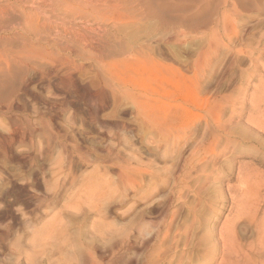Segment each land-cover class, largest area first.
Segmentation results:
<instances>
[{"label": "rangeland", "instance_id": "obj_1", "mask_svg": "<svg viewBox=\"0 0 264 264\" xmlns=\"http://www.w3.org/2000/svg\"><path fill=\"white\" fill-rule=\"evenodd\" d=\"M6 1L8 0H0V4H1L0 9L3 8L5 9V11L9 13V14L6 12L3 14L0 13L1 14L0 28L1 25H3L4 27L0 29V61L2 66V67L0 66V70H1L0 86L3 85V90H4V92L2 91L0 93V104L2 103V105L0 106L1 108L0 133H2L0 134V141L2 140V136H6V137L10 136L9 134L13 125L20 123L19 125L20 126L22 125L23 127L25 126L24 123H26L27 119L28 120L30 119L29 123L32 127H36L34 128V131L36 133L33 132L32 129L31 130L27 129L28 131L27 135H29L30 138L27 136L26 140L23 141V142L26 141L25 143L22 144L21 140L20 141L17 140L14 142L12 141L10 143L12 147L9 145L11 147L10 152L12 154L9 151H8L9 153L6 152L4 150L5 147L2 144H0L2 146V147L0 146V148H2L0 149L1 152L0 153V209H1L0 210V235H1L0 264H82L80 262H83V264H112V263L113 264H166V263L168 264L169 263L171 264H264V150H263L264 142H262L264 140V126H262L264 125V0H252L251 4L246 3L245 5H248L249 9L243 8L235 0H226V1L209 0L206 6H198L196 3H194L191 0H167L166 3L168 5H171L172 7L171 10L170 9L166 10L167 16L168 17L172 16L177 19H182L180 23L178 22H176L177 24L174 23V25H172V28H169V26L160 23V21H157L156 19H151V18H146V19L143 18L140 20H136L134 22H130V21L124 22L121 20H116L115 22L109 21L110 23L109 24L108 22L107 23L101 22L98 17L96 19L94 16H90V18H86V19H78L77 17H72V18L70 17V19L72 20L68 21L67 24L68 23L71 24L68 25L66 24L64 27L62 26L64 30L61 29L62 28L61 26H59L60 28L45 27L44 29L42 28L39 30L40 31L39 35L27 34L25 36L21 34H19L18 36V33L17 36H14L16 34L8 33L7 31H5V29L9 25H11V23L14 22L16 16L18 17V18L16 17V20L19 19L20 16H22L20 10L24 8H25L24 10H26L28 5H30L28 4L29 2L25 4H21V3H16V1L14 0H9L11 3ZM132 1H134V3ZM156 1L159 2L160 0H156ZM12 2L16 3V4L13 3L17 6L16 10H15L16 7L15 5H10L12 4ZM121 2L122 3L124 2L125 4L128 3L133 6L136 0H123ZM22 5L23 6L27 5V6L22 7ZM132 6L130 5L127 6L126 4L127 7L126 9L132 11L137 8V7L131 8ZM11 8L13 13L10 12ZM29 8L30 6L27 8V10ZM211 10H212V14H211L212 23H210L211 25L203 26L201 27L202 29H200V27L197 28L196 31L198 33L195 31L196 34L187 32L185 26L189 24L190 16L196 14L197 16H199L198 18L203 19V17L208 15L209 12L211 13ZM136 12H138V10ZM89 20L91 21L89 22ZM93 20H95L96 24L94 23ZM72 21L74 24H72ZM50 24H49L50 26L55 25L54 22ZM69 26L71 29L69 28ZM85 26L86 28H84ZM116 26L117 27L120 26L119 27L120 30H118L119 28L115 29ZM93 27L96 28L97 32H95L96 30ZM101 27H106V30H102ZM50 28L52 31L50 30ZM82 29L86 31H83ZM89 29L91 30L93 29L94 31L92 30L91 32V30ZM180 30L186 31L185 32L186 34L182 35V33H180L181 35L179 36V38L181 39L175 42H173L172 39L170 40V37L175 35V33L179 32ZM82 31L84 32V34ZM113 31H114V35L112 33ZM119 31L121 32V34ZM48 32L51 33L49 34ZM68 32L70 33V35ZM98 32H100L101 34H99ZM102 32H104L105 34ZM92 33L94 34L97 33V34H95L94 36V34ZM20 35L23 36L24 38V39L22 38L23 41ZM44 36L45 37L47 36L48 38L46 37L47 38L46 39ZM85 36H87L88 38ZM82 37H84L87 40V43L84 42ZM30 38L32 39L29 40ZM53 38L55 39L53 40ZM60 38H64L66 41H64V39L60 40ZM80 38L82 39L80 40ZM95 38H97V40H95ZM106 38L107 40L109 39L110 40L106 41ZM114 38H118V39L116 40ZM26 39H28L29 42L26 41ZM43 39L45 42L43 41ZM58 41L60 42L58 43ZM100 41L104 44H102ZM20 43H23L22 46L20 45ZM24 43L27 44V46ZM74 43H80V46L79 44L74 45ZM105 43L110 44L108 45L109 50L107 48V45H105ZM113 43L115 46L113 45ZM50 44L52 45L50 46ZM92 45L93 46L96 45L95 48L98 50H96ZM103 45L106 46V49L105 46L103 47ZM23 46L25 48H23ZM29 46L31 48H28ZM61 46L62 49L60 48ZM88 46L90 47V49L91 48L93 50L95 49L94 50L95 52L93 53V50L92 49L90 50ZM110 46L111 47L113 46L111 49L112 51L110 50ZM58 47L60 48V50ZM70 47L71 49L69 51L68 49ZM100 47L104 48V49L101 48L102 51L104 50L103 52L102 51L100 52L99 50ZM137 48L138 50L134 51ZM21 49H23V51L26 52L25 54L27 55V57H29L28 59H31L33 57L34 62L32 59V62L30 63ZM31 49H35V50L30 51ZM42 49L45 50V51L43 50V54L41 53ZM29 51L31 55L34 54L35 56L34 55L29 56L28 54L30 53H27ZM18 52H20L22 55L20 58L21 61L18 60L19 59L18 54H20ZM109 52L110 55L108 54ZM134 52H139L138 53L139 55L135 56ZM11 53L13 55H11ZM14 53L15 54L18 53V54L15 55ZM96 53L100 57V59L96 55ZM54 54L55 55L57 54V57ZM132 54L135 56V58L138 56H142V57L141 59L138 60V62H132V60H130V58L134 57ZM104 55H108V56H104ZM37 56H38V61L35 62L37 60L36 59ZM39 56L41 59L39 58ZM65 56H67V58ZM87 56L90 57V59ZM112 56L113 58H111ZM13 57H15L14 58L15 61L18 60V62L17 61L13 62L14 61V59H12ZM60 57L63 63L59 65H55L54 68H52L51 67L52 64H54L57 61V59ZM83 57L85 59H82ZM51 58L52 59L55 58V59L52 60ZM8 59L10 60V62ZM67 59H69V61H67ZM108 59L109 60L111 59L112 61L113 59L116 60L115 61L116 64L113 66L114 69L113 67L111 68V71H113L111 72L112 76L105 73L106 72L105 67L103 66L100 67L103 64L101 60L107 61ZM128 59L130 60V62H124L125 60ZM4 60L6 61L2 63ZM119 60L121 61V63H119L120 62ZM71 61L73 62V64H70V66L67 65V62L72 63ZM75 61H77V63L74 64ZM79 61L81 62L78 63ZM19 62L26 69L23 66H21ZM9 63H12L10 64L12 66L14 63H17L15 64L17 67L16 71H18L19 69L20 70L18 72H16L15 70L10 71L11 73L9 72L8 74L7 70L9 71V69L7 68L12 67L9 65ZM47 63L48 65H46ZM40 64L43 67L46 65L47 68L44 67L43 69H41V66H39ZM76 64H78V66L80 65L81 67L80 66L78 67ZM18 66L20 68H18ZM31 66L34 68L35 71ZM56 66H58V68ZM60 67L63 70H61ZM72 67L74 71H72L73 70ZM76 68H78V70ZM101 68H103V71ZM70 69L71 71L67 73V71ZM98 69H100L101 72H99ZM24 71L26 72L24 73ZM47 72L49 74H46ZM102 72H104V74ZM33 73H37V74L33 75ZM42 73L44 74L41 75ZM101 73L102 75L106 74L104 76L105 79H103V76L101 77ZM10 74L12 77H10ZM24 74H26L27 77ZM15 75L16 76L18 75V78ZM44 75L45 78L43 77ZM50 75L52 77H50ZM61 76L63 78L65 77L66 78L63 79ZM71 76L73 77L72 79L70 78ZM106 77L109 78L106 80ZM108 80L110 81V83ZM2 82L4 83L2 84ZM8 82L10 83L8 84ZM14 82H17L16 85ZM104 82L105 84L110 86L108 89L109 91L105 89L108 88V86L107 85L105 86ZM81 83L82 85L84 84V86H82ZM25 85H27L26 88L28 87L29 91L28 88L26 89L24 87ZM77 85L80 86L78 87ZM55 86L59 88V92L56 91V89H54ZM81 86L85 87L87 90L85 91L84 89L81 88ZM102 86H104L105 88L104 87L102 88ZM50 88L52 91H50ZM21 89L23 90L26 89V90L22 91ZM69 89L70 91H68ZM100 90L102 91L106 90L105 92L107 93L110 102L108 101V105H107L109 107L106 106L105 108H103V110H101V112L99 113V116L101 118L104 117V119L107 120L108 119L114 120L116 118L115 121H120V122L125 121L128 124L130 123L131 126L133 127L135 126L139 129L134 130L132 132L118 130L116 134V140L111 138L113 137L112 135L113 131L108 132L106 137L102 136L101 134H98L99 127L96 122H92V120L90 121L88 115L86 114L87 108L84 105V102L85 100L88 101L90 98L93 97L99 98L102 95L101 93L104 92V91L101 92ZM75 91L78 94H76ZM7 93L10 95H8ZM66 95L67 97H65ZM139 96L152 97L154 100H156L159 107H157L156 105L154 106L158 110V111L156 110V115H155L158 118V121L166 122L168 121V119H170V121H172L170 126H173V129L182 128L183 129L182 131L185 132L179 131L178 135L181 136L182 134H184L185 136L182 135V137H176L175 140L173 141L172 139L175 136L170 137L169 138L170 144L168 143L166 144L164 140L162 141V138L158 137L155 130L153 131L146 128V124L145 125L143 124L145 122H143V120L140 119L135 114L133 104L131 103L132 97L139 98ZM54 98L58 102L63 101L64 105L63 104L59 105V109L57 110L55 109L53 111V109L51 110L48 109V105L46 103L52 101ZM62 98H64L65 100ZM55 99L53 101H56ZM69 100L72 101L74 106L79 104L76 106L77 109L74 110L72 106L70 107V104L67 103V101ZM4 101L11 103L6 104ZM79 101L81 104L79 103ZM7 106L10 108H7ZM66 107L67 108L69 107L70 109L69 108L67 109ZM16 108L19 109L16 110ZM85 108L86 111H84ZM18 111L19 113H17ZM74 111L76 114L74 113ZM25 113L30 118L27 115L24 116ZM8 115L9 116L12 115V116L9 117ZM44 116L45 119H43ZM50 117L53 118L51 119ZM16 118L17 120L20 119V122L17 121ZM24 118L26 119L22 120ZM84 120H87L88 122ZM16 121L18 123H15ZM9 123L11 125H9ZM86 123H88V125ZM42 125L45 127L42 128ZM46 128L50 130L48 131ZM54 128L56 129L55 131ZM90 129L92 130V132ZM53 131L54 134H52ZM119 131L121 132L119 133ZM32 133L35 134V136L32 135ZM59 133L61 134V136ZM256 133L257 135L255 136ZM46 134L48 135V137ZM258 135H260L259 136L260 138H258ZM150 136H152V138ZM58 137H62V139ZM122 138H124L125 140H123ZM154 138L155 139L157 138L156 139L157 141L161 140L160 143L162 144L161 146L159 145L160 150L158 146L159 141L157 142ZM178 138H184L185 140L184 139L182 141L177 140ZM43 139L44 141L41 142V140ZM111 139H113L112 144H111L112 142ZM152 139H154L156 142L154 140L150 141ZM254 139L255 141H253ZM256 139H258L257 140L258 144L256 142ZM50 140L52 143L50 142ZM47 141L49 142V144H47ZM58 141H60V143L61 142L64 143V141L67 142V145L69 147L66 146V151H68L67 152L68 154L66 153V151L59 152L60 149L62 150L61 148L62 143L60 144ZM74 141L77 142L70 143ZM121 141H123L124 143L123 142L121 143ZM176 142L177 144H175ZM178 144L180 147H177ZM184 144H186L187 146ZM44 145L45 148H43ZM73 145H78L79 147L81 145L82 147H80V149L83 148L85 151H87L88 160L85 163L79 160L75 152H73V154H69L72 150L71 148ZM93 147L95 150L93 149ZM106 147L114 148L113 151L114 153L111 156L113 160L111 159V164L108 163L109 164L108 167L110 169H108V167L106 168V170L108 169V171L106 172L107 175L105 178L104 177L103 179L101 178L102 179L101 180L100 178L97 179V177H95V174L96 173L98 174V172H100L99 174H101V172L103 171L101 166L102 164L100 163L101 164L100 165L98 161H95L96 158L94 157L103 154L104 149ZM41 148L44 149L42 152L40 151ZM50 148H52L53 150L52 149L50 150ZM165 148L167 150L169 149L171 152L169 150L165 151L166 150ZM175 149L176 152L174 151ZM181 150L182 152L178 153V151ZM97 151H99L100 153ZM166 152L169 153L168 155L170 154L171 155L168 157ZM18 153H20V156H18ZM190 153L192 154L190 155ZM213 153H215V155ZM34 154H37L38 157L37 155ZM45 154L47 155V157L45 156ZM95 154L98 155L96 156ZM181 154H183V157ZM23 155L25 159L23 158ZM64 155H66V157H64ZM73 155L75 157H73ZM16 157H18V159ZM55 157L57 158L55 159ZM117 157H119L118 161H116ZM41 159H44V161ZM61 159H63L62 161L64 162H61ZM120 159L122 160V163ZM37 160L39 162V165L41 166L37 165L38 164ZM65 160H67L68 162ZM69 160H71V162H69ZM170 160L174 161V163L172 162L171 164ZM137 161H139L140 163L138 162L137 164L136 163ZM183 161L184 163H182ZM114 162L116 163L114 164ZM34 164L37 167H35ZM145 164H147V167L149 166L148 167L149 169L146 167ZM199 164L200 165L203 164V166H199ZM61 165L64 166L61 167ZM181 165L183 166V169ZM55 166L57 168L59 167L60 168L56 169ZM65 166L67 170L71 173H68V171H66ZM129 166L130 167L134 166V168H137L139 166L138 168L145 170L142 173H140L141 171L140 172L126 171V174L127 173H129V175L131 174L130 176L133 177V179H135L134 184L130 186V187L134 186V189L132 188L133 190L130 189L129 186L128 188L126 187V183L124 179L122 180V182L124 183H122L117 178V174L120 171L124 172L126 167L130 168ZM171 166L173 167L172 169ZM174 168L176 169L174 170ZM179 168L181 169L179 170ZM52 170L55 171L52 172ZM60 170L64 172V173L62 172L64 177L63 175H60L61 174ZM110 172L113 174V176ZM123 172L122 174L124 175ZM43 173L45 175H43ZM73 173H76V175ZM108 173H110V175ZM56 174H58L60 177L58 175H57L58 177H56ZM67 175H69L70 177ZM55 177L56 179H54ZM91 177L93 178L92 180ZM35 178H38V180L40 179L39 182L42 187V188L40 187L41 189L34 182ZM62 178L66 179L67 181L64 187L65 190L64 188H62V190H60L61 191L60 193L58 190H59V185L61 184L60 180L63 181ZM71 178L72 179L74 178L73 179L74 181ZM106 178L107 180H105ZM86 179L88 180V182H85L87 181ZM89 179L91 180V183H93L92 185ZM28 180L30 183H28ZM95 180H97L98 182L96 183ZM102 181L103 183H101ZM24 182H25V186L28 187L29 190L31 191L30 195L21 193L19 192V190H17L18 186H24ZM118 182H120L121 185L120 183L118 184ZM67 183L69 188L66 187ZM34 184H35V188H34ZM56 184L57 186H55ZM85 184L88 185L89 187L87 186L86 188ZM95 185L96 187H94ZM53 186L54 189H52ZM79 186L80 187L83 186L82 187L83 189L80 188ZM136 186L137 187L140 186L141 188L139 187L138 190V188L136 189ZM46 187H50V188L47 189ZM91 187L93 188V190L90 189ZM31 188L33 189L31 190ZM37 188L40 190L36 191L35 189ZM45 188L47 189V191L45 190ZM99 188L100 191L101 188L103 191L101 195H105V196L107 195L106 197L94 195L95 192H96L95 194L99 193L96 191L99 190ZM84 189L86 190L89 189V190L86 193V190L84 191ZM92 191L94 192L91 193ZM133 191L135 192L137 191V193L135 192L133 193ZM57 192H59L60 197L56 196L54 198L53 195ZM126 192L130 195L128 194L125 195ZM42 193L44 196L42 195ZM63 193L65 194L63 195ZM168 194L171 196H169ZM42 196L44 200L42 199ZM79 196L83 200L81 198H80L81 200H78ZM168 196L169 198L167 199ZM32 197L34 198L33 200L31 199ZM52 197L54 198V200ZM71 197H73L72 201H76L77 203L72 202ZM14 198L15 200H12ZM27 198L29 199L27 200ZM104 198L105 200L106 199L108 200L106 201L109 202V204L105 200L104 201L107 204L103 201ZM100 199L102 200L100 201ZM165 199L167 200L164 201ZM14 201L17 203H14ZM103 202L105 204H103ZM25 203L27 204L25 205ZM49 203H52L51 205L53 206H51ZM67 203H70L69 204L70 206L71 203H73L75 205L74 207L79 206L82 209L79 207L75 208L77 211H73L75 213L74 214L72 212V210H74V207H70V208L69 206L66 207L68 205ZM147 204H152L153 208ZM90 205L92 207V208L90 207L91 209H89L88 207ZM103 205L104 206L106 205L107 208L103 207ZM35 208L37 210H35ZM19 209H21V211ZM64 209H66L68 212ZM141 209L143 213L139 212ZM62 211H64L65 213L64 212L62 213ZM99 211H102L101 214H99L100 213ZM10 212H13V214ZM66 212L68 214H66ZM78 212L81 215L79 214L80 215L78 216L79 218L78 217L76 218ZM105 213L108 214L107 215L108 220L106 217H104ZM73 215L75 216L73 217ZM70 216L72 217L73 220L71 219ZM136 217H139L138 219L140 222L137 219H134ZM81 218L83 220H81ZM163 218H164V222H163ZM12 219H14L13 222ZM53 219L57 220L58 222L56 223V221H54ZM143 220L144 223L142 222ZM169 220L171 221L169 222ZM152 221H154V223ZM50 222L54 223V225L52 224L51 226L53 228H51L50 225H48L50 224ZM135 222L136 223L138 222L139 224L137 223L136 225ZM103 223L104 224L108 223L109 225L106 226L105 224L106 230L105 229L101 230L102 228L105 227L104 225H102ZM130 223H133L135 225L132 224L133 227H131ZM149 223H151L153 228ZM145 224L148 225L146 226ZM168 224L170 226L169 228L167 227ZM60 225L62 226L66 225V226L65 227L63 226V228L61 229ZM81 225L83 227H81ZM138 225L139 226L144 225V227L141 226L140 228ZM94 226L96 227L94 228ZM125 226L126 228L129 227V230L131 229V231H128V233L130 232L131 234L129 233V236H127L130 240H127L126 235H128V233H126V231L128 230V228L126 230L124 228ZM148 226L149 229L147 228ZM157 226H160L158 227L160 228L159 229L160 233L158 234V236L156 234H153V236H151L152 239L150 237L149 241L148 240L145 241L144 237H147V235H149L150 232H153L154 228ZM110 227L112 230L110 229ZM79 229L81 230L85 229V230L84 231L82 230L83 233H81L82 231ZM95 229L98 230V232L102 231L103 235H105L107 238L102 234L97 233L96 231L94 232L93 230ZM107 229H109V231ZM139 229L142 230L140 231ZM37 230L39 231L37 232ZM43 230L46 231L42 235ZM228 230H230V232ZM57 231L58 232L60 231L61 233L60 232L57 233ZM138 231H140V233L142 232L141 233L142 235ZM166 231L168 232L166 238L163 241H160V238L162 237L163 234H165ZM225 231H228L229 233ZM39 232H41L40 234L42 236L39 235ZM47 232L49 233L51 232L50 234L54 233L53 234L54 236L50 237V234ZM62 232L64 234H62ZM75 232H77V234ZM108 232L111 233L109 234ZM117 233L118 235L124 234L125 236L121 235L117 237ZM62 235H64L65 237ZM100 235H102L103 238L98 237ZM2 236H4V238ZM44 236L49 240L48 239L45 240ZM58 236H62L63 238ZM90 237H93L92 240L90 239ZM122 237L123 238L126 237L125 240L122 239ZM222 237L223 239L225 238L226 241H223ZM64 238L67 239L65 240ZM101 238L105 240L103 241L101 240ZM93 239L96 240L94 241ZM113 239H115L117 242H119V239L122 240H120V242L117 243L116 245L114 244V242L116 243V241H114ZM112 240L113 243H111ZM105 241L107 243L105 244L106 246L104 245ZM141 241L143 243H141ZM79 242L81 243V245ZM88 242H91L92 245H90ZM94 243L96 244L95 246L93 245ZM120 243L123 245H121ZM133 243H135V245ZM140 243L143 245H141ZM97 244L98 246L99 245L101 246L102 244L101 248L100 246L97 247ZM107 245H109L110 247L112 245L114 248L113 247L110 248ZM144 245L147 248H145ZM103 246L107 250L103 249ZM90 247L92 248V251ZM88 248H90V250ZM83 249L85 250L82 252L81 250ZM97 249H100L101 252L99 250L98 252ZM95 251L98 253H96ZM106 251L107 252L109 251L108 254ZM110 252L111 254H109ZM84 253L86 255H84ZM80 254H82L81 255L82 257L80 256ZM89 254L92 255V258L90 255V258L93 262L91 260L88 261ZM140 254L142 256L145 255L144 256L145 258L143 257L145 260L141 257ZM95 255L97 256L99 255V257L97 258V256ZM139 256L141 258H139ZM79 257L82 258L81 261L79 260L80 259ZM83 257L85 258L87 257V259H84ZM168 259L169 262L166 261ZM137 260L139 261V263ZM154 260L157 262H155ZM145 261L148 262L146 263Z\"/></svg>", "mask_w": 264, "mask_h": 264}, {"label": "bare ground", "instance_id": "obj_2", "mask_svg": "<svg viewBox=\"0 0 264 264\" xmlns=\"http://www.w3.org/2000/svg\"><path fill=\"white\" fill-rule=\"evenodd\" d=\"M14 1H16V3H21V4H25V3H28V4H30V5H28V7L30 6V8L27 10V8H26V10H24V9H21L20 10V13H21V15L22 16H20V18L19 19H17L16 20V17H15V20H14V22L13 23H11V25H9L6 29H5V31H7L8 33H13V34H16V35H14V36H17V33H18V36H19V34H21V35H23V36H25V35H27V34H33V35H39V30L40 29H44L45 27H59V26H65L66 24H67V22L68 21H70V20H72V19H70V17L72 18V17H77L78 19H86V18H90V16H94L96 19H97V17L99 18V20L101 21V22H104V23H109V21H111V22H115L116 20H121V21H124V22H128V21H130V22H134V21H136V20H140V19H143V18H151V19H156L157 21H160V23H162V24H165V25H167V26H169V28H172V25H174V23L175 24H177L176 22H178V23H180L181 21H182V19H177V18H174V17H172V16H170V17H168L167 16V9H172V7H171V5H168L166 2H167V0L165 1V0H160L159 2H157L156 0H136V2H135V4L134 5H136V6H132L131 4H128V3H126L127 4V6L128 5H130V6H132L131 8H133V7H137L135 10H132V11H129V10H127L126 8V4L123 2H121V1H123V0H14ZM191 1H193L194 3H196L198 6H206L207 4H208V1L209 0H191ZM218 1H221V0H218ZM224 1H226V0H224ZM235 1H237L238 2V4H240L243 8H245V9H249L248 7V5H245L246 3H252V0H235ZM6 2H10L9 0L8 1H6ZM126 2V1H125ZM128 2V1H127ZM133 3H134V1H132ZM132 2H130V3H132ZM11 3V2H10ZM13 3H15V2H12V4H10V5H15V4H13ZM1 5V4H0ZM18 5V4H17ZM27 5H25V6H27ZM16 6V5H15ZM25 6H23L22 5V7H25ZM2 7V6H1ZM12 7V6H11ZM8 8H10V7H8ZM17 9V6L15 7V10ZM129 9V8H128ZM138 10V12H136ZM8 13L7 11H5V9H3V8H1L0 9V13L1 14H3V13ZM10 12H12V8L10 9ZM168 12H170V11H168ZM209 12V11H208ZM13 13V12H12ZM15 13V12H14ZM19 13V14H20ZM0 14V15H1ZM9 14V13H8ZM211 14H212V10H211V13L209 12L208 13V15H206V16H204L203 17V19H200V18H198L199 16H197L196 14V16L195 15H193V16H190L189 17V19H190V22H189V24L187 25V26H185V29H187V32H189V33H194V34H196V29L197 28H199L200 27V29H202L201 27H203V26H207V25H211L210 23H212V18H211ZM15 15V14H14ZM13 15V16H14ZM3 16V15H2ZM12 16V17H13ZM18 18V17H17ZM12 20V19H11ZM73 20H76V19H73ZM98 20V21H99ZM82 21V20H81ZM80 21V22H81ZM91 20H89V22H90ZM94 21V23H95V20H93ZM97 21V22H98ZM5 22V21H4ZM52 22H54L55 23V25L54 26H50L51 24L50 23H52ZM78 22V21H77ZM87 22H88V20H87ZM86 22V23H87ZM84 23V22H83ZM85 23V24H86ZM99 23V22H98ZM119 23V22H118ZM4 24V23H3ZM6 24V23H5ZM50 24V25H49ZM68 24H71V23H68ZM67 24V25H68ZM72 24H74L73 23V21H72ZM93 24V23H92ZM96 24V23H95ZM102 24V23H101ZM110 24V23H109ZM114 24H116V23H114ZM114 24H112V25H114ZM125 24V23H124ZM108 25V24H107ZM121 25V24H120ZM224 25V24H223ZM78 26V25H77ZM88 26V25H87ZM98 26V25H97ZM101 26V25H100ZM104 26H105V24H104ZM124 26V25H123ZM225 26V25H224ZM63 27L61 28V29H63ZM74 27V26H73ZM73 27H72V29H73ZM89 27H90V25H89ZM109 27H111V26H109ZM108 27V28H109ZM114 27V26H113ZM120 27V26H119ZM119 27H115V29L117 28H119ZM122 27V26H121ZM210 27V26H209ZM1 28H4L3 27V25H1ZM0 28V29H1ZM60 28V27H59ZM66 28V27H65ZM69 28H70V26H69ZM78 28V27H77ZM84 28H86V26L84 27ZM94 28V27H93ZM53 29V28H52ZM71 29V28H70ZM69 29V30H70ZM75 29V28H74ZM95 30H96V28H94ZM101 29L102 30H106V27H101ZM114 29V28H113ZM50 30H51V28H50ZM64 30V29H63ZM67 30H68V28H67ZM78 30H81V29H78ZM83 30V29H82ZM89 30H91V29H89ZM88 30V31H89ZM93 30V29H92ZM92 30H91V32H92ZM98 30H99V28H98ZM118 30H120V28L118 29ZM122 30V29H121ZM199 30V29H198ZM2 31V30H1ZM5 31H3V32H5ZM44 31V30H43ZM47 31H48V29H47ZM46 31V32H47ZM52 31V30H51ZM83 31H86V30H83ZM82 31V32H83ZM94 31V30H93ZM101 31V30H100ZM108 31V30H107ZM112 31V30H111ZM196 31V32H195ZM243 31V30H242ZM6 32V33H7ZM42 32V31H41ZM45 32V33H46ZM59 32V31H58ZM95 32H97V30L95 31ZM120 32V31H119ZM119 32H118V34H119ZM186 31H182V30H180L179 32H176L175 33V35H173L172 37H170V40L172 39L173 40V42H175V41H177V40H179V39H181V38H179V36L181 35L180 33H182V35L184 34H186L185 33ZM43 33V32H42ZM49 34L51 33V32H48ZM47 33V34H48ZM62 33V32H61ZM60 33V34H61ZM69 33V32H68ZM67 33V34H68ZM88 33V32H87ZM99 34H101L100 32H98ZM102 33H104V32H102ZM111 33V32H110ZM113 33V35H114V31L112 32ZM198 33V32H197ZM66 34V33H65ZM80 34V33H79ZM83 34H84V32H83ZM92 34H94V33H92ZM95 34H97V33H95ZM95 34H94V36H95ZM105 34V33H104ZM116 34V33H115ZM120 34H121V32H120ZM20 35V36H21ZM41 35V34H40ZM53 35H56V34H53ZM69 35H70V33H69ZM71 35H72V33H71ZM73 35H74V33H73ZM77 35V34H76ZM87 35V34H86ZM107 35V34H106ZM105 35V36H106ZM109 35V34H108ZM192 35V34H191ZM23 36H21V39L23 38ZM29 36V35H28ZM58 36V35H57ZM82 36V35H81ZM92 36V35H91ZM103 36V35H102ZM101 36V37H102ZM169 36V35H168ZM170 36H171V34H170ZM4 37V36H3ZM11 37V36H10ZM30 37V36H29ZM35 37V36H34ZM39 37V36H38ZM43 37V36H42ZM41 37V38H42ZM45 37V36H44ZM47 37V36H46ZM45 37V38H46ZM60 37V36H59ZM58 37V38H59ZM73 37H75V36H73ZM85 37H87V36H85ZM89 37H90V35H89ZM96 37H97V35H96ZM119 37V36H118ZM7 38V37H6ZM18 38V37H17ZM33 38V37H32ZM32 38H30L29 40H31ZM48 38V37H47ZM46 38V39H47ZM65 38V37H64ZM64 38H60V40L61 39H64ZM83 38V40H84V42L85 43H87V40L84 38V37H82ZM82 38H80V40L82 39ZM88 38V37H87ZM100 38V37H99ZM24 39V38H23ZM23 39H22V41H23ZM39 39V38H38ZM55 38H53V40H54ZM57 39V38H56ZM68 39V38H67ZM90 39H92V38H90ZM114 39H118V38H114ZM119 39H121V38H119ZM50 40V39H49ZM52 40V41H53ZM72 40V39H71ZM95 40H97V38H95ZM99 40H101V39H99ZM99 40H98V43H99ZM110 40V39H109ZM109 40H107V38H106V41H109ZM26 41H28V39H26ZM43 41H44V39H43ZM46 41H48V40H46ZM64 41H66L65 39H64ZM63 41V42H64ZM79 41V40H78ZM93 41V40H92ZM91 41V42H92ZM112 41V40H111ZM29 42V41H28ZM45 42V41H44ZM55 42H56V40H55ZM54 42V43H55ZM60 41H58V43H59ZM62 42V41H61ZM70 42V41H69ZM80 42V41H79ZM101 42V41H100ZM118 42V41H117ZM27 43V42H26ZM35 43V42H34ZM39 43V42H38ZM53 43V44H54ZM58 43H56V44H58ZM71 43V42H70ZM90 43V42H89ZM102 43V42H101ZM109 43V42H108ZM22 44L23 43H20V45L22 46ZM25 44V43H24ZM48 44V43H47ZM75 44H79V46H80V43H74V45ZM83 44V43H82ZM102 44H104V43H102ZM102 44H101V46H102ZM112 44V43H111ZM26 46H27V44H25ZM31 45V44H30ZM52 44H50V46H51ZM74 45H73V47H74ZM85 45V44H84ZM88 45V44H87ZM105 45H107V48H108V45H110V44H107V43H105ZM105 45H103V47L105 46ZM113 45H114V43H113ZM20 46V47H21ZM32 46H34V45H32ZM46 46V45H45ZM54 46V45H53ZM65 46V45H64ZM63 46V47H64ZM68 46V45H67ZM86 46V45H85ZM93 46V45H92ZM91 46V47H92ZM96 46V45H95ZM95 46H93L94 48H95ZM115 46V45H114ZM57 47V46H56ZM55 47V48H56ZM77 47V46H76ZM75 47V48H76ZM82 47V46H81ZM89 47V46H88ZM103 47H100V52L102 51L101 50V48H103ZM113 47V46H112ZM112 47L110 46V50L112 49ZM203 47V46H202ZM23 48H25L24 46H23ZM28 48H31L30 46L28 47ZM36 48V47H35ZM51 48V47H50ZM59 48V47H58ZM61 49H62V46L60 47ZM60 48H59V50H60ZM80 48V47H79ZM86 48V47H85ZM116 48H118V47H116ZM26 49H27V47H26ZM25 49V50H26ZM70 49H71V47L68 49L69 51H70ZM77 49V48H76ZM75 49V50H76ZM81 49V48H80ZM83 49H84V47H83ZM88 49V48H87ZM86 49V50H87ZM89 49H90V47H89ZM92 49V48H91ZM90 49V50H91ZM96 49V48H95ZM94 49V50H95ZM104 49V48H103ZM105 49H106V46H105ZM20 50V49H19ZM22 51H23V49H21ZM29 50V49H28ZM27 50V51H28ZM33 50H35V49H31L30 51H33ZM37 50V49H36ZM43 50L44 49H42V51H41V53L43 54ZM93 50V49H92ZM93 50V53L95 52ZM96 50H98V49H96ZM108 50H109V48H108ZM134 50V49H133ZM138 50V48L136 49V50H134V51H137ZM208 50V49H207ZM14 51V50H13ZM30 51L29 52H27V53H30ZM38 51V50H37ZM45 51V50H44ZM54 51H55V49H54ZM65 51V50H64ZM74 51V50H73ZM104 51V50H103ZM102 51V52H103ZM112 51V50H111ZM110 51V52H111ZM141 51H143V50H141ZM16 52H17V50H16ZM24 52V51H23ZM36 52V51H35ZM67 52V51H66ZM77 52V51H76ZM97 52H99V51H97ZM110 52L108 53L109 55H110ZM8 53V52H7ZM18 53H20V52H18ZM18 53H16V54H18ZM26 52H24V54H25ZM34 53V52H33ZM37 53V52H36ZM38 53H40V52H38ZM49 53V52H48ZM78 53H80V52H78ZM105 53V52H104ZM103 53V54H104ZM139 52H134V55L135 56H137V55H139L138 54ZM10 54V53H9ZM15 54V53H14ZM15 54V55H16ZM41 54V55H42ZM68 54H70V53H68ZM100 54V53H99ZM102 54V53H101ZM124 54V53H123ZM4 55V54H3ZM11 55H13L12 53H11ZM29 56H32V55H34V54H32L31 55V53L30 54H28ZM55 55V54H54ZM62 55V54H61ZM95 55V54H94ZM96 55H97V53H96ZM112 55V54H111ZM133 55V54H132ZM133 55V56H134ZM5 56H6V53H5ZM21 53L20 54H18V60L19 61H21ZM25 56H26V58L28 59L29 57H27V55L25 54ZM25 56H24V58H25ZM35 56V55H34ZM56 57H57V54L55 55ZM69 56V55H68ZM71 56V55H70ZM79 56H82V55H79ZM98 56V55H97ZM104 56H108V55H104ZM135 56L134 57H132V58H130V60H132V62H138V60L139 59H141V57L142 56H138V57H136L135 58ZM62 57V56H61ZM61 57L60 58H58L57 59V61L54 63V64H52V68H54V66L55 65H59V64H62L63 62H62V59H61ZM66 58H67V56H65ZM88 57V56H87ZM96 57V56H95ZM99 57V56H98ZM102 57H103V55H102ZM101 57V58H102ZM15 57H13L12 59H14ZM23 58V57H22ZM36 58V57H35ZM39 58H40V56H39ZM64 58V57H63ZM81 58V57H80ZM89 59H90V57H88ZM111 58H113V56L111 57ZM6 59H7V57H6ZM11 59V58H10ZM26 59V60H27ZM32 59H33V62H34V58L32 57L31 59H28V61L31 63L32 62ZM37 59V60H36ZM35 60V62H37L38 61V56H37V58H36ZM41 59V58H40ZM52 59V58H51ZM55 59V58H54ZM54 59H52V60H54ZM69 59H70V57H69ZM69 59H67V61H69ZM82 59H85L84 57L82 58ZM87 59V58H86ZM99 59H100V57H99ZM107 59V58H106ZM124 59V58H123ZM148 59H149V57H148ZM9 60V59H8ZM18 60H16L17 62H18ZM24 60V59H23ZM63 60H65V59H63ZM81 60V59H80ZM109 60V59H108ZM103 61V60H101V62L103 63L100 67H105V70H106V72L105 73H107V74H109L110 76H112L111 74V72H113V71H111V68L116 64V60H114L113 59V61L111 60H109V61ZM130 60L128 59V60H125L124 62H130ZM205 60V59H204ZM6 60H4L2 63H4ZM15 61V59H14V61L13 62H16ZM41 61V60H40ZM49 61V60H48ZM82 61V60H81ZM81 61H79L78 63H80ZM120 61V60H119ZM9 62H10V60H9ZM72 62V61H71ZM123 62V63H124ZM20 63V62H19ZM41 63V62H40ZM75 63H77V61H75L74 62V64ZM117 63H118V61H117ZM119 63H121V61L119 62ZM123 63H122V65H123ZM10 64H12V63H9V65ZM15 64H17V63H14L13 64V66L12 65H10V66H12L11 68H7V69H9V71L7 70V72H8V74H9V72L10 71H16L17 70V67H16V65ZM32 64H34V63H32ZM31 64V65H32ZM38 64H39V62H38ZM43 64V63H42ZM70 64H73V62L72 63H70V62H67V65H69L70 66ZM6 65V64H5ZM19 65V64H18ZM20 65L21 66H23L21 63H20ZM34 65H36V64H34ZM46 65H48V63L46 64ZM46 65L44 66V67H46ZM66 65V66H67ZM77 66H78V64H76ZM195 65H196V62H195ZM0 66H1V61H0ZM25 66H26V64H25ZM30 66V65H29ZM33 66V65H32ZM31 66V67H32ZM39 66H41V69H43L44 67L40 64ZM65 66V67H66ZM74 66V65H73ZM80 66V65H79ZM78 66V67H79ZM83 66V65H82ZM2 67V66H1ZM3 67H5V66H3ZM8 67V66H7ZM24 67V66H23ZM35 67V66H34ZM57 68H58V66H56ZM62 67V66H61ZM61 67H60V69H61ZM81 67V66H80ZM196 67V66H195ZM18 68H20L19 66H18ZM25 68V67H24ZM29 68V67H28ZM33 68V67H32ZM47 68V67H46ZM71 68V67H70ZM2 69V68H1ZM12 69V70H11ZM26 69V68H25ZM36 69H37V67H36ZM39 69H40V67H39ZM38 69V70H39ZM59 69V70H60ZM67 69V68H66ZM72 69H73V67H72ZM77 70H78V68H76ZM102 69V71H103V68H101ZM113 69H114V67H113ZM3 70H4V68H3ZM5 70V71H6ZM20 70V69H19ZM18 70V71H19ZM33 70H34V68H33ZM38 70H37V72H38ZM46 70V69H45ZM49 70V69H48ZM56 70V69H55ZM58 70V71H59ZM61 70H63V69H61ZM99 70V72H101L100 71V69H98ZM1 71V70H0ZM18 71H16V72H18ZM28 71V70H27ZM30 71V70H29ZM35 71V70H34ZM42 71V70H41ZM71 71V69L70 70H68L67 71V73L68 72H70ZM72 71H74V69L72 70ZM4 72V71H3ZM22 72V71H21ZM26 71H24V73H25ZM43 72V71H42ZM66 72V71H65ZM11 73V72H10ZM41 73V72H40ZM56 73H58V72H56ZM66 73V74H67ZM72 73V72H71ZM70 73V74H71ZM74 73V72H73ZM98 73V72H97ZM96 73V74H97ZM103 74H104V72H102ZM102 73H101V77L103 76V79H105L104 78V76L106 75H102ZM2 74V73H1ZM5 74H6V72H5ZM13 74V73H12ZM28 74V73H27ZM30 74V73H29ZM32 74V73H31ZM34 74H37V73H33V75ZM44 73H42L41 75H43ZM46 74H49L48 72L46 73ZM45 74V75H46ZM64 74V73H63ZM3 75V74H2ZM1 75V76H2ZM24 75H26V74H24ZM45 75L43 76L44 78H45ZM62 75V74H61ZM69 75V74H68ZM74 75V74H73ZM5 76V75H4ZM3 76V77H4ZM16 76V75H15ZM30 76V75H29ZM48 76V75H47ZM46 76V77H47ZM59 76V75H58ZM8 77V76H7ZM10 77H12L11 76V74H10ZM17 78H18V75L16 76ZM20 77V76H19ZM26 77H27V75H26ZM32 77V76H31ZM36 77V76H35ZM50 77H52L51 75H50ZM60 77V76H59ZM62 77V76H61ZM69 77V76H68ZM16 78V79H17ZM43 78V79H44ZM58 78V77H57ZM63 78V77H62ZM66 78V77H65ZM65 78H63V79H65ZM71 79L73 78L72 76L70 77ZM109 77H106V80L108 79ZM11 79V78H10ZM13 79V78H12ZM22 79V78H21ZM47 79V78H46ZM45 79V80H46ZM50 79V78H49ZM102 79V78H101ZM112 79H113V77H112ZM15 80V79H14ZM52 80V79H51ZM54 80V79H53ZM9 81V80H8ZM16 81H18V80H16ZM32 81V80H31ZM73 81V80H72ZM103 81H105V80H103ZM109 81V80H108ZM1 82V81H0ZM5 82V81H4ZM4 82H2V84L4 83ZM12 82V81H11ZM25 82V81H24ZM29 82V81H28ZM50 82H52V81H50ZM63 82H64V80H63ZM102 82V81H101ZM7 83V82H6ZM10 82H8V84H9ZM13 83V82H12ZM15 83V85H16V83L17 82H14ZM45 83V82H44ZM59 83V82H58ZM72 83V82H71ZM70 83V84H71ZM109 83H110V81H109ZM200 83V82H199ZM46 84V83H45ZM48 84V83H47ZM69 84V83H68ZM104 84H105V82H104ZM12 85V84H11ZM20 85H21V83H20ZM30 85V84H29ZM53 85V84H52ZM56 85V84H55ZM72 85H74V84H72ZM81 85H82V83H81ZM107 84H105V86H106ZM8 86H10V85H8ZM26 86L27 85H25L24 87L26 88ZM48 86H50V85H48ZM60 86V85H59ZM78 86V85H77ZM80 86V85H79ZM78 86V87H79ZM82 86H84V84L82 85ZM81 86V88L82 89H84L85 91L87 90L85 87H82ZM108 86V85H107ZM5 87V86H4ZM24 87H22V88H24ZM52 87V86H51ZM73 87V86H72ZM71 87V88H72ZM104 86H102V88H103ZM109 87L110 86H108V88H105V89H107V91H109L108 89H109ZM201 87V86H200ZM6 88V87H5ZM14 88V87H13ZM28 88V87H27ZM26 88V89H27ZM12 89V88H11ZM25 89V90H26ZM54 89H56V91H58L59 92V88H57V86H55V88ZM53 89V90H54ZM110 89H112V88H110ZM14 90V89H13ZM22 91H25V90H23V89H21ZM74 90V89H73ZM76 90V89H75ZM4 92V90H3V85L2 86H0V93L1 92ZM12 91V90H11ZM28 91H29V88H28ZM50 91H52L51 90V88H50ZM60 91H61V89H60ZM66 91V90H65ZM68 91H70V89L68 90ZM101 92H103V93H101L102 95L98 98V97H93V98H90L88 101L87 100H85V102H84V105L86 106V108H87V115H88V117H89V119H90V121L92 120V122H96L97 123V125H98V127H99V129H98V134H101L102 136H105L106 137V135H107V133L108 132H110V131H113L112 132V135H113V137H111V138H113V139H115L116 140V134H117V131L118 130H124V131H126V132H132V131H134V130H137V129H139V128H137V127H133V126H131L130 125V123L128 124L127 122H125L124 120V122H120V121H115V119L114 120H107V119H104V117L103 118H101L100 116H99V113L101 112V110H103V108H105L107 105H108V101L110 100V99H108L109 97L107 96V93L105 92L106 90H100ZM125 91V90H124ZM13 92V91H12ZM54 92V91H53ZM63 92V91H62ZM83 92V91H82ZM88 92V91H87ZM90 92H91V90H90ZM89 92V93H90ZM23 93V92H22ZM51 93V92H50ZM55 93V92H54ZM75 93H76V91H75ZM94 93V92H93ZM109 93V92H108ZM8 94V93H7ZM26 94V93H25ZM53 94V93H52ZM63 94V93H62ZM66 94V93H65ZM76 94H78V93H76ZM86 94V93H85ZM8 95H10V94H8ZM12 95V94H11ZM28 95V94H27ZM31 95H32V93H31ZM90 95H92V94H90ZM30 96V95H29ZM56 96V95H55ZM71 96V95H70ZM86 96H88V95H86ZM96 96H98V95H96ZM109 96H110V94H109ZM35 97V96H34ZM65 97H67V95L65 96ZM73 97V96H72ZM76 97H77V95H76ZM81 97V96H80ZM85 97V96H84ZM129 97H130V95H129ZM7 98V97H6ZM51 98V97H50ZM53 98V97H52ZM56 98V97H55ZM54 98V99H55ZM60 98V97H59ZM75 98V97H74ZM78 98H79V96H78ZM83 98V97H82ZM4 99V98H3ZM3 99H2V101H3ZM15 99V98H14ZM53 99V100H54ZM61 99V98H60ZM62 99H64V98H62ZM86 99V98H85ZM10 100V99H9ZM36 100V99H35ZM48 100V99H47ZM51 100V99H50ZM49 100V101H50ZM50 101V102H48V103H46L47 105H48V109H53V111L56 109H59V105H62L64 102L63 101H60V102H58L56 99V101ZM65 100V99H64ZM76 100V99H75ZM78 100V99H77ZM82 100V99H81ZM5 102V101H4ZM4 102H3V104H4ZM110 102V101H109ZM6 104L7 103H9V102H5ZM11 103V102H10ZM9 103V104H10ZM38 103V102H37ZM42 103V102H41ZM67 103L68 104H70V107L72 106V108L75 110V109H77V105H79V104H77L76 106H74L73 105V103H72V101L71 100H69V101H67ZM79 103H80V101H79ZM131 103L133 104V107H134V111H135V114L140 118V119H142L143 120V122H145V123H143L144 125L146 124V128H148L149 130H155L156 131V133H157V135H158V137H160V138H162V141L164 140L165 141V143L167 144H170L169 143V138L170 137H173V136H175L173 139H172V141L173 140H175V138L176 137H182V135H184V134H182L181 136H179L178 134H179V131H181V132H185V131H182L183 129L181 128V129H179V128H177V129H173V126H170L171 125V122L172 121H170V119H168V121H166V122H164V121H158V118L155 116L156 115V107L154 106V105H156L157 107H159V105H158V103H157V101L156 100H154L152 97H144V96H139V98H135V97H132V101H131ZM15 104V103H14ZM17 104V103H16ZM39 104V103H38ZM81 104V103H80ZM2 105V103L0 104V106ZM20 105V104H19ZM64 105V104H63ZM83 105V106H84ZM118 105V104H117ZM10 106V105H9ZM16 106V105H15ZM18 106V105H17ZM21 106H22V104H21ZM81 106V105H80ZM61 107V106H60ZM64 107V106H63ZM107 107H109V106H107ZM7 108H10V107H8L7 106ZM67 108V107H66ZM69 108V107H68ZM67 108V109H68ZM80 108V107H79ZM82 108V107H81ZM86 108H85V110L84 111H86ZM1 109V108H0ZM19 108H16V110H18ZM65 109V108H64ZM70 109V108H69ZM6 110V109H5ZM66 110V109H65ZM71 111V110H70ZM154 111V112H153ZM158 111V110H157ZM9 112V111H8ZM12 112V111H11ZM14 112V111H13ZM22 112V111H21ZM56 112H58V111H56ZM55 112V113H56ZM60 112V111H59ZM62 112V111H61ZM1 113V112H0ZM5 113V112H4ZM16 113V112H15ZM17 113H19V111L17 112ZM42 113V112H41ZM51 113V112H50ZM74 113H75V111H74ZM7 114V113H6ZM10 114V113H9ZM14 114V113H13ZM29 114V113H28ZM33 114V113H32ZM37 114V113H36ZM39 114V113H38ZM46 114V113H45ZM53 114V113H52ZM57 114V113H56ZM59 114V113H58ZM62 114V113H61ZM60 114V115H61ZM64 114V113H63ZM76 114V113H75ZM81 114V113H80ZM84 114H85V112H84ZM83 114V115H84ZM27 114L25 113V115L24 116H26ZM50 115V114H49ZM104 115V114H103ZM102 115V116H103ZM166 115V114H165ZM9 116V115H8ZM10 116H12V115H10ZM9 116V117H10ZM24 116H22V117H24ZM28 116V115H27ZM33 116V115H32ZM51 116V115H50ZM69 116V115H68ZM80 116H82V115H80ZM15 117H16V115H15ZM29 117V116H28ZM27 117V118H28ZM43 117V116H42ZM86 117V116H85ZM165 117V116H164ZM8 118V117H7ZM18 118V117H17ZM17 118H16V120H17ZM20 118V117H19ZM30 118V117H29ZM36 118H39V117H36ZM51 118V117H50ZM53 118V117H52ZM51 118V119H52ZM56 118V117H55ZM84 118V117H83ZM107 118V117H106ZM168 118H169V116H168ZM174 118V117H173ZM9 119V118H8ZM11 119V118H10ZM14 119V118H13ZM26 118H24V119H22V120H25ZM43 119H45V116H44V118ZM42 119V120H43ZM81 119H82V117H81ZM113 119V118H112ZM30 120V119H29ZM29 120L27 119L26 120V123H24V125L25 126H23L22 127V125L20 126L19 124H15V123H18L17 121H19L20 122V119L19 120H17L14 124L15 125H13V127H12V129H11V131H10V136H8V137H6V136H2V143H1V141H0V144H2L4 147H5V151L6 152H10L11 150H10V148L12 147V145H10V143L13 141H17V140H21L22 141V144L23 143H25V142H23L24 140H26V138H27V136L29 137V135H27L28 133V131H27V129H29V130H33V132H35L34 131V128H36V127H32L31 125H30V123H29ZM40 120V119H39ZM160 120V119H159ZM174 120H176V119H174ZM84 121H87V120H84ZM13 122V121H12ZM23 122V121H22ZM31 122V121H30ZM48 122H50V121H48ZM47 122V123H48ZM88 122V121H87ZM33 123V122H32ZM41 123V122H40ZM22 124V123H21ZM43 124V123H42ZM82 124V123H81ZM87 125H88V123H86ZM85 124V125H86ZM142 124V125H143ZM9 125H11L10 123H9ZM8 125V126H9ZM35 125V124H34ZM44 125V124H43ZM42 125V128H44L45 126H43ZM178 125V124H177ZM138 126V125H137ZM262 126H264V125H262ZM58 127V126H57ZM178 127V126H177ZM256 127V126H255ZM55 128H56V126H55ZM54 128V131L56 130ZM88 128V127H87ZM93 128V127H92ZM175 128V127H174ZM2 129V128H1ZM47 129V128H46ZM79 129V128H78ZM83 129H86V128H83ZM5 130V129H4ZM48 130V129H47ZM50 130V129H49ZM48 130V131H49ZM53 130V129H52ZM91 130V129H90ZM186 130V129H185ZM54 131H53V133L52 134H54ZM79 131V130H78ZM121 131H119V133L121 132ZM206 131V130H205ZM31 132V131H30ZM29 132V133H30ZM43 132H44V130H43ZM46 132V131H45ZM58 132V131H57ZM60 132V131H59ZM91 132H92V130H91ZM91 132H90V134H91ZM97 132V131H96ZM149 132V131H148ZM208 132H209V130H208ZM36 133V132H35ZM48 133V132H47ZM50 133H51V131H50ZM82 133V132H81ZM85 133V132H84ZM94 133V132H93ZM150 133V132H149ZM257 133H258V131H257ZM257 133L255 134V136L257 135ZM262 133V132H261ZM0 134H2V133H0ZM49 134V133H48ZM60 134V133H59ZM122 134V133H121ZM151 134V133H150ZM204 134V133H203ZM202 134V135H203ZM205 134H206V132H205ZM211 134V133H210ZM32 135H34L35 136V134H33L32 133ZM47 135V134H46ZM57 135V134H56ZM86 135H87V133H86ZM260 135H262V134H260ZM260 135H258V138H260L259 136ZM39 136V135H38ZM42 136V135H41ZM40 136V137H41ZM53 136V135H52ZM58 136V135H57ZM60 136H61V134H60ZM64 136V135H63ZM110 136H111V134H110ZM115 136V137H114ZM124 136V135H123ZM149 136V135H148ZM154 136H155V133H154ZM185 136V135H184ZM32 137V136H31ZM47 137H48V135H47ZM56 137V136H55ZM151 138H152V136H150ZM207 137V136H206ZM30 138V137H29ZM44 138V137H43ZM46 138V137H45ZM58 138H61L62 139V137H58ZM57 138V139H58ZM150 138V139H151ZM49 139H50V137H49ZM113 139H111V141L113 140ZM119 139V138H118ZM117 139V140H118ZM123 140H125L124 138H122ZM122 139H120V140H122ZM155 139V138H154ZM154 139H152V140H150V141H153ZM157 139V138H156ZM155 139V140H156ZM184 138H178L177 140H183ZM187 139V138H186ZM202 139V138H201ZM262 139V138H261ZM51 140H53V139H51ZM51 140H50V142H51ZM60 140V139H59ZM66 140V139H65ZM149 140V139H148ZM154 140V141H155ZM185 140V139H184ZM257 140L258 139H256V142H257ZM260 140V139H259ZM29 141V140H28ZM27 141V142H28ZM42 141H44V139L43 140H41V142ZM56 141V140H55ZM95 141V140H94ZM157 141V140H156ZM155 141V142H156ZM159 141V140H158ZM157 141V142H158ZM161 141V140H160ZM160 141H159V144H158V146L160 145L161 146V144L162 143H160ZM253 141H255V139L253 140ZM33 142H34V140H33ZM59 143H60V141H58ZM66 141H64V143H60L61 144V148H62V150L60 149L59 150V152L60 151H63V152H65L66 151V146H68L67 145V142L65 143ZM75 142H77V141H74V142H70V143H75ZM100 142V141H99ZM123 141H121V143H122ZM185 142V141H184ZM262 142H264V140L262 141ZM52 143V142H51ZM113 143V141L111 142V144ZM124 143V142H123ZM164 143V142H163ZM200 143V142H199ZM16 144V143H15ZM21 144V145H22ZM44 144H45V142H44ZM47 144H49V142L47 141ZM55 144V143H54ZM79 144V143H78ZM102 144V143H101ZM101 144H100V146H101ZM107 144V143H106ZM120 144V143H119ZM155 144V143H154ZM153 144V145H154ZM175 144H177V142L175 143ZM174 144V145H175ZM180 144V143H179ZM179 144L177 145V147H180L179 146ZM187 144V143H186ZM186 144H184V145H186ZM257 144H258V142H257ZM11 147H10V146ZM25 145V144H24ZM35 145H37V144H35ZM105 145V144H104ZM103 145V146H104ZM109 145V144H108ZM116 145V144H115ZM181 145V144H180ZM261 145V144H260ZM1 146V145H0ZM40 146V145H39ZM50 146H51V144H50ZM49 146V147H50ZM53 146V145H52ZM56 146V145H55ZM99 146V147H100ZM121 146H123V145H121ZM160 146H159V150H160ZM182 146H183V143H182ZM187 146V145H186ZM2 147V146H1ZM14 147H15V145H14ZM48 147V146H47ZM57 147V146H56ZM58 147H59V145H58ZM69 147V146H68ZM67 147V148H68ZM80 147H82L81 145H80ZM80 147L78 146V145H73L72 146V150H71V152L69 153V154H73V152H75V154H77V156H78V158H79V160L81 161V162H83V163H85L87 160H88V156H87V151H85L83 148H81V149H83V150H81L80 149ZM116 147V146H115ZM153 147V146H152ZM163 147H164V145H163ZM169 147V146H168ZM190 147V146H189ZM33 148H34V146H33ZM43 148H45V145H44V147ZM53 148V147H52ZM52 148H50V150L52 149ZM120 148V147H119ZM150 148V147H149ZM154 148V147H153ZM172 148V147H171ZM175 148V147H174ZM0 149H2V148H0ZM13 149V148H12ZM48 149V148H47ZM54 149V148H53ZM52 149V150H53ZM88 149V148H87ZM86 149V150H87ZM93 149H94V147H93ZM101 149V148H100ZM156 149V148H155ZM166 149V148H165ZM178 149V148H177ZM33 150V149H32ZM44 149H42L41 148V152L43 151ZM69 150V149H68ZM89 150V149H88ZM95 150V149H94ZM97 150V149H96ZM159 150H157V151H159ZM169 150V149H168ZM167 149L165 150V151H168ZM179 150V149H178ZM264 150V149H263ZM34 151V150H33ZM48 151V150H47ZM91 151V150H90ZM114 151V148H112V147H106L105 149H104V152H103V154H100V155H96L97 157H94V158H96V160L95 161H98L99 162V164L102 166V169H103V171L101 172V174H99L100 172H98V174L96 175L95 173V177H97V179L98 178H102L103 179V177L105 178L106 177V172L108 171V169H110L108 166H109V164L108 163H110L111 164V159H112V154L114 153L113 152ZM117 151H119V150H117ZM124 151V150H123ZM151 151H153V150H151ZM170 151V150H169ZM173 151V150H172ZM175 152H176V149L174 150ZM197 151V150H196ZM8 152V153H9ZM58 152V153H59ZM68 151H66V153H67ZM97 152H99V151H97ZM171 152V151H170ZM175 152H173V153H175ZM180 152H182V150L181 151H178V153H180ZM1 153V152H0ZM11 153V152H10ZM36 153V152H35ZM100 153V152H99ZM117 153V152H116ZM129 153V152H128ZM155 153V152H154ZM167 153V152H166ZM198 153V152H197ZM203 153V152H202ZM5 154V153H4ZM12 154V153H11ZM41 154V153H40ZM48 154V153H47ZM61 154H62V152H61ZM68 154V153H67ZM66 154V155H67ZM74 154V155H75ZM132 154V153H131ZM169 153H167V155H168ZM192 153H190V155H191ZM194 154V153H193ZM204 154V153H203ZM214 155H215V153H213ZM6 155V154H5ZM34 155H37V154H34ZM57 155V154H56ZM66 155H64V157H66ZM73 155V157H75ZM154 155V154H153ZM159 155V154H158ZM171 155V154H170ZM170 155H168V157L170 156ZM182 155V157H183V154H181ZM195 155V154H194ZM206 155V154H205ZM7 156V155H6ZM9 156V155H8ZM18 156H20V153H18ZM45 156L47 157V155L45 154ZM90 156H91V154H90ZM115 156V155H114ZM113 156V157H114ZM118 156V155H117ZM164 156V155H163ZM37 157H38V155H37ZM45 157V158H46ZM68 157V156H67ZM70 157V156H69ZM72 157V158H73ZM131 157V156H130ZM156 157V156H155ZM167 157V156H166ZM178 157V156H177ZM177 157H176V160H177ZM188 157V156H187ZM193 157V156H192ZM17 159H18V157H16ZM23 158H24V155H23ZM36 158V157H35ZM40 158H42V157H40ZM57 157H55V159H56ZM72 158H69V159H72ZM90 158V157H89ZM93 158V159H94ZM118 158L119 157H117L116 159V161H118ZM122 158V157H121ZM173 158V157H172ZM181 158V157H180ZM21 159V158H20ZM25 159V158H24ZM66 159V158H65ZM115 159V158H114ZM128 159H130V158H128ZM136 159V158H135ZM14 160V159H13ZM28 160V159H27ZM26 160V161H27ZM41 160H43L44 161V159H41ZM52 160V159H51ZM63 159H61V162H64V161H62ZM113 160V159H112ZM121 160V159H120ZM126 160V159H125ZM18 161V160H17ZM32 161V160H31ZM40 161V160H39ZM43 161H42V163H43ZM65 161H67V160H65ZM94 161V162H95ZM132 161H133V159H132ZM136 161V160H135ZM152 161V160H151ZM171 161V160H170ZM184 161H186V160H184ZM184 161L182 162V163H184ZM188 161V160H187ZM197 161H198V159H197ZM20 162H22V161H20ZM28 162V161H27ZM37 162H38V160H37ZM47 162V161H46ZM51 162H53V161H51ZM60 162V163H61ZM68 162V161H67ZM69 162H71V160H69ZM79 162V161H78ZM128 162H131V161H128ZM138 162L139 161H137L136 163L138 164ZM172 162L174 163V161H171V164H172ZM193 162H194V160H193ZM201 162V161H200ZM74 163V162H73ZM116 162H114V164H115ZM121 163H122V160H121ZM140 163V162H139ZM180 163V162H179ZM199 163V162H198ZM36 164V163H35ZM34 164V165H35ZM62 164V163H61ZM93 164V163H92ZM96 164H97V162H96ZM113 164V165H114ZM118 164H120V163H118ZM128 164V163H127ZM126 164V165H127ZM130 164V163H129ZM132 164V163H131ZM148 164V163H147ZM147 164H145L146 165V167H147ZM167 164V163H166ZM169 164H170V162H169ZM195 164V163H194ZM201 164V163H200ZM199 164V166H203V164L202 165H200ZM38 166H41V165H39V162H38V164H37ZM79 165V164H78ZM99 165V166H100ZM165 165V164H164ZM168 165V164H167ZM175 165V164H174ZM188 165V164H187ZM197 165V164H196ZM62 166H64V165H61V167ZM71 166V165H70ZM95 166V165H94ZM112 166V165H111ZM142 166V165H141ZM182 166V165H181ZM193 166V165H192ZM35 167H37L36 165H35ZM43 167V166H42ZM56 167V166H55ZM59 167V166H58ZM74 167V166H73ZM79 167V166H78ZM108 167V169L106 170V168ZM130 167V166H129ZM139 167V166H138ZM134 168V166L132 167H130V168H128V167H126L125 168V171L123 172V171H118L119 173L117 174V178H118V180L120 181V182H122V180L124 179V181H125V183H126V187L128 188V186L130 187L131 185H133L134 184V180L135 179H133V177H131L130 175H129V173H127L126 174V171H129V172H133V171H141L140 173H142V172H144L145 170H143V169H141V168ZM149 167V166H148ZM147 167V168H148ZM152 167V166H151ZM40 168V167H39ZM38 168V169H39ZM54 168V167H53ZM60 168V167H59ZM59 168H57L56 167V169H59ZM64 168V167H63ZM63 168H62V170H63ZM75 168V167H74ZM76 168H77V166H76ZM99 168V167H98ZM97 168V169H98ZM173 167L171 166V169H172ZM193 168V167H192ZM196 168H197V166H196ZM42 169H44V168H42ZM65 169H66V171H68L67 170V168H66V166H65ZM78 169H80V168H78ZM100 169V168H99ZM146 169V168H145ZM149 169V168H148ZM147 169V170H148ZM170 169V170H171ZM176 168H174V170H175ZM181 168H179V170H180ZM182 169H183V166H182ZM35 170V169H34ZM50 170H51V167H50ZM62 170H60L61 172V174L60 175H63L62 174ZM42 171V170H41ZM55 171V170H54ZM53 170H52V172H54ZM73 171H74V169H73ZM98 171H101V170H98ZM112 171V170H111ZM117 171V170H116ZM182 171V170H181ZM180 171V172H181ZM34 172V171H33ZM49 172V171H48ZM47 172V173H48ZM56 172H57V170H56ZM55 172V173H56ZM76 172V171H75ZM122 172L124 173V175L122 174ZM151 172V171H150ZM173 172V171H172ZM174 172H176V171H174ZM59 173V172H58ZM64 173V172H63ZM66 173V172H65ZM68 173H71V172H69L68 171ZM67 173V174H68ZM111 173V172H110ZM110 173H108L109 175H110ZM135 173V172H134ZM152 173V172H151ZM150 173V174H151ZM73 174H75L76 175V173H73ZM93 174V173H92ZM112 174V173H111ZM148 174H149V172H148ZM43 175H45L44 173H43ZM53 175V174H52ZM51 175V176H52ZM58 174H56V177H58L57 176ZM74 175V176H75ZM171 175H173V174H171ZM175 175V174H174ZM180 175V174H179ZM35 176V175H34ZM67 176H69V175H67ZM73 176V175H72ZM90 176H91V174H90ZM90 176H87V177H90ZM112 176H113V174H112ZM140 176H142V175H140ZM177 176V175H176ZM18 177V176H17ZM56 177L54 178V179H56ZM60 177V176H59ZM63 177H64V175H63ZM70 177V176H69ZM76 177V176H75ZM94 177V178H95ZM108 177V176H107ZM135 177V176H134ZM172 177H174V176H172ZM116 178V179H117ZM17 179V178H16ZM63 179V178H62ZM72 179V178H71ZM74 179V178H73ZM72 179V180H73ZM85 179V178H84ZM93 178L91 177V180H92ZM101 179V180H102ZM176 179V178H175ZM15 180V179H14ZM34 180V179H33ZM40 180V179H39ZM39 180H38V178H35V183L37 184V186L40 188L41 187V185H40V182H39ZM71 180V181H72ZM87 180V179H86ZM90 180V179H89ZM91 180H90V183H91ZM101 180H99V181H101ZM105 180H107V178L105 179ZM13 181V180H12ZM16 181V180H15ZM24 181V180H23ZM22 181V182H23ZM31 181V180H30ZM43 181H44V179H43ZM56 181V180H55ZM66 179H63V181H61L60 180V182H61V184L59 185V192L61 193V191L60 190H62V188H64L65 187V184H66ZM74 181V180H73ZM96 181V183L98 182L97 180H95ZM104 181V180H103ZM103 181L101 182V183H103ZM32 182V181H31ZM58 182V181H57ZM85 182H88V180L87 181H85ZM107 182V181H106ZM120 182H118V184L120 183ZM8 183H9V181H8ZM15 183V182H14ZM21 183V182H20ZM28 183H30L29 182V180H28ZM105 183V182H104ZM122 183H124V182H122ZM16 184V183H15ZM26 184H27V182H26ZM54 184H55V182H54ZM70 184V183H69ZM88 184V183H87ZM93 183H91V185H92ZM95 184V183H94ZM100 184V183H99ZM106 184V183H105ZM14 185V184H13ZM86 185V184H85ZM107 185H109V184H107ZM113 185V184H112ZM120 185H121V183H120ZM31 186V185H30ZM48 186V185H47ZM55 186H57V184L55 185ZM81 186V185H80ZM79 186V187H80ZM87 186L88 185H86L85 187L87 188ZM106 186V185H105ZM66 187H68L69 188V186H68V183H67V185H66ZM83 187V186H82ZM82 187H80V188H82ZM89 187V186H88ZM93 187V186H92ZM90 188V189H92L93 190V188L94 187H96V185L93 187V188ZM98 187V186H97ZM101 187V186H100ZM139 187L140 186H136V189L138 188V190H139ZM11 188V187H10ZM34 188H35V184H34ZM42 188V187H41ZM40 188V189H41ZM47 189L48 188H50V187H46ZM45 188V190L47 191V189ZM67 188V189H68ZM104 188V187H103ZM108 188V187H107ZM106 188V189H107ZM124 188V187H123ZM134 189V186L133 187H130V189ZM141 188V187H140ZM16 189H17V186H16ZM15 189V190H16ZM33 188H31V190H32ZM40 189H35L36 191L38 190H40ZM52 189H54V186L52 187ZM55 189H56V187H55ZM76 189H78V188H76ZM83 189V188H82ZM106 189H103V190H106ZM132 189V190H133ZM172 189V188H171ZM17 190H19V192H21V193H25V194H27V195H30V190H29V188L28 187H26L25 186V182H24V186H18V189ZM50 190V189H49ZM64 190H65V188H64ZM81 190V189H80ZM86 189H84V191H85ZM89 190V189H88ZM88 190H86V193H87V191ZM109 190V189H108ZM107 190V191H108ZM137 190V191H138ZM34 191V190H33ZM91 191V190H90ZM89 191V192H90ZM95 191V190H94ZM94 191H92L91 193H93ZM97 192H99V193H97V194H95L94 193V195H96V196H105V195H101V193L103 192L102 191V188H101V191H100V188H99V190H96ZM119 191V190H118ZM129 191H131V190H129ZM137 191L135 192V191H133V193L135 192V193H137ZM172 191V190H171ZM13 192V191H12ZM42 192V191H41ZM50 192V191H49ZM59 192H57V193H55L54 195H53V197L55 198L56 196H59L60 197V195H59ZM65 192V191H64ZM80 192V191H79ZM78 192V193H79ZM82 192V191H81ZM88 192V193H89ZM106 192V191H105ZM128 192V191H127ZM125 193V195H127L128 193ZM8 193H9V191H8ZM18 193V192H17ZM83 193H85V192H83ZM90 193V194H91ZM121 193V192H120ZM132 193V194H133ZM172 193V192H171ZM19 194V193H18ZM36 194V193H35ZM49 194H51V193H49ZM65 193H63V195H64ZM74 194V193H73ZM72 194V195H73ZM20 195V194H19ZM37 195V194H36ZM42 195H43V193H42ZM47 195V194H46ZM87 195V194H86ZM85 195V196H86ZM93 195V194H92ZM91 195V196H92ZM110 195H112V194H110ZM119 195V194H118ZM123 195V194H122ZM128 195H130V194H128ZM169 195V194H168ZM13 196H16V195H13ZM25 196V195H24ZM44 196V195H43ZM43 196H42V199H43ZM71 196V195H70ZM77 196V195H76ZM84 196V197H85ZM107 196V195H106ZM105 196V197H106ZM144 196V195H143ZM146 196V195H145ZM169 196H171V195H169ZM169 196L167 197V199L169 198ZM18 197V196H17ZM23 197V196H22ZM52 197V198H53ZM58 197V198H59ZM73 197H75V196H73ZM73 197H71V201H72V198ZM110 197V196H109ZM117 197V196H116ZM115 197V198H116ZM124 197V196H123ZM147 197H148V195H147ZM12 198V197H11ZM30 198V197H29ZM29 198H27V200L29 199ZM40 198V197H39ZM45 198V197H44ZM54 198H53V200H54ZM62 198V197H61ZM79 199L78 200H81L82 198L79 196L78 197ZM81 198V199H80ZM112 198H114V197H112ZM141 198H143V197H141ZM145 198V197H144ZM20 199V198H19ZM32 200L34 199L33 197L31 198ZM47 199V198H46ZM57 199V198H56ZM60 199V198H59ZM77 199V198H76ZM85 199H87V198H85ZM89 199V198H88ZM111 199V198H110ZM152 199V198H151ZM167 199H165L164 201H166ZM12 200H15V198L14 199H12ZM21 200H23V199H21ZM25 200V199H24ZM31 200V201H32ZM38 200V199H37ZM44 200V199H43ZM48 200V199H47ZM46 200V201H47ZM52 200V201H53ZM83 200V199H82ZM102 199H100V201H101ZM105 200V198L103 199V201ZM107 200V199H106ZM105 200V201H106ZM148 200V199H147ZM150 200V199H149ZM11 201V200H10ZM56 201H58V200H56ZM60 201V200H59ZM85 201V200H84ZM88 201V200H87ZM104 201V202H105ZM108 201V200H107ZM106 201V202H107ZM12 202V201H11ZM22 202V201H21ZM33 202V201H32ZM35 202V201H34ZM49 202V201H48ZM55 202V201H54ZM72 202H76V201H72ZM103 202V204H105ZM112 202V201H111ZM146 202V201H145ZM14 203H17V202H15L14 201ZM31 203V202H30ZM38 203V202H37ZM42 203H45V202H42ZM57 203V202H56ZM56 203H55V205H56ZM77 203V202H76ZM75 203V204H76ZM108 204H109V202H107ZM106 203V204H107ZM120 203V202H119ZM151 203V202H150ZM13 204V203H12ZM24 204V203H23ZM27 203H25V205H26ZM50 205L52 204V203H49ZM48 204V205H49ZM54 204V203H53ZM58 204V203H57ZM68 204V205H67ZM66 205V207H68L69 206V208L70 207H74L75 205L73 204V203H71V206L69 205L70 203H67ZM80 204V203H79ZM164 204V203H163ZM14 205V204H13ZM41 205H43V204H41ZM49 205V206H50ZM73 205V206H72ZM84 205V204H83ZM86 205V204H85ZM89 205V204H88ZM98 205V204H97ZM100 205V204H99ZM147 205H150L151 207H152V204H147ZM166 205V204H165ZM5 206V205H4ZM30 206V205H29ZM51 206H53V205H51ZM50 206V207H51ZM64 206V205H63ZM110 206V205H109ZM163 206V205H162ZM12 207V206H11ZM19 207V206H18ZM26 207V206H25ZM28 207V206H27ZM34 207H36V206H34ZM42 207V206H41ZM45 207V206H44ZM65 207V208H66ZM77 207H79V206H77ZM77 207H74V210H72V212L73 211H77L75 208H77ZM89 207V209H91L92 207H91V205L90 206H88ZM91 207V208H90ZM102 207V206H101ZM103 207H106V205L104 206L103 205ZM102 207V208H103ZM39 208V207H38ZM49 208V207H48ZM52 208V207H51ZM79 208H81V207H79ZM78 208V209H79ZM107 208V207H106ZM108 208H110V207H108ZM146 208V207H145ZM153 208V207H152ZM160 208V207H159ZM163 208V207H162ZM6 209H7V207H6ZM24 209V208H23ZM26 209V208H25ZM60 209V208H59ZM73 209V208H72ZM82 209V208H81ZM81 209H80V212H81ZM87 209V208H86ZM98 209V208H97ZM96 209V210H97ZM143 209V208H142ZM142 209L139 211L140 213L142 212L143 213V211H142ZM1 210V209H0ZM20 211H21V209H19ZM18 210V211H19ZM27 210V209H26ZM29 210H31V209H29ZM35 210H37L36 208H35ZM64 210H66V209H64ZM69 210V209H68ZM100 210V209H99ZM106 210V209H105ZM161 210H163V209H161ZM5 211V210H4ZM7 211H9V210H7ZM45 211V210H44ZM67 211V210H66ZM71 211V210H70ZM83 211V210H82ZM104 211V210H103ZM107 211V210H106ZM153 211V210H152ZM174 211V210H173ZM64 211H62V213H63ZM68 212V211H67ZM66 212V214H68ZM71 212V213H72ZM85 212V211H84ZM97 212V211H96ZM100 213L99 214H101V212L102 211H99ZM138 212V211H137ZM162 212V211H161ZM176 212V211H175ZM1 213H3V212H1ZM5 213V212H4ZM10 213H12L13 214V212H10ZM9 213V214H10ZM47 213V212H46ZM65 213V212H64ZM74 213V212H73ZM83 213V212H82ZM98 213V212H97ZM104 213V212H103ZM108 213H109V210H108ZM8 214V215H9ZM16 214V213H15ZM69 214H70V212H69ZM75 214V213H74ZM80 213L78 212V215H76V218L78 217V216H80L79 215ZM84 214V213H83ZM135 214V213H134ZM41 215V214H40ZM58 215V214H57ZM103 215V214H102ZM107 215L108 214H106L105 213V216L104 217H106L107 218ZM147 215V214H146ZM11 216V215H10ZM16 216V215H15ZM14 216V217H15ZM23 216V215H22ZM75 215H73V217H74ZM84 216V215H83ZM82 216V217H83ZM135 216V215H134ZM137 216V215H136ZM139 216V215H138ZM143 216V215H142ZM141 216V217H142ZM145 216V215H144ZM152 216V215H151ZM157 216V215H156ZM24 217V216H23ZM37 217H39V216H37ZM55 217V216H54ZM71 217V216H70ZM85 217V216H84ZM140 217V216H139ZM139 217H136V218H134V219H137L138 221H139ZM155 217V216H154ZM164 217V216H163ZM17 218V217H16ZM79 218V217H78ZM102 218V217H101ZM132 218V217H131ZM130 218V219H131ZM147 218V217H146ZM153 218V217H152ZM167 218V217H166ZM3 219V218H2ZM39 219V218H38ZM37 219V220H38ZM57 219V218H56ZM71 219H72V217H71ZM75 219V218H74ZM85 219H87V218H85ZM84 219V220H85ZM103 219V218H102ZM143 219V218H142ZM150 219V218H149ZM13 220L14 219H12V222H13ZM22 220V219H21ZM54 221H56V223L58 222L57 220H55V219H53ZM73 220V219H72ZM77 220V219H76ZM81 220H83L82 218H81ZM107 220H108V218H107ZM151 220V219H150ZM154 220V219H153ZM155 220H157V219H155ZM51 221V220H50ZM53 221V222H54ZM130 221H132V220H130ZM134 221V220H133ZM146 221V220H145ZM162 221V220H161ZM166 221V220H165ZM171 220H169V222H170ZM11 222V223H12ZM53 222H50V224H48V225H50V227L52 226V224L54 225V223ZM81 222V221H80ZM84 222V221H83ZM105 222V221H104ZM140 222V221H139ZM143 223H144V220L142 221ZM149 222H151V221H149ZM153 223H154V221H152ZM163 222H164V218H163ZM163 222H160V223H163ZM10 223V224H11ZM49 223V222H48ZM56 223H55V225H56ZM134 223V222H133ZM133 223H130L131 225V227H133L132 226V224ZM138 223V222H137ZM137 223L135 222V224L137 225ZM142 223V224H143ZM146 223V222H145ZM148 223V222H147ZM160 223H159V225H160ZM47 224V223H46ZM46 224H45V227H46ZM62 224V223H61ZM106 224V223H105ZM105 224L103 223L102 225H104L105 226ZM135 224H133V225H135ZM139 224V223H138ZM150 225H151V223H149ZM158 224V223H157ZM165 224H167V223H165ZM170 224V223H169ZM169 224H168V228L170 227L169 226ZM48 225H47V227H48ZM146 225V224H145ZM148 225V224H147ZM146 225V226H147ZM171 225V224H170ZM58 226V225H57ZM61 226V229L63 228V226L62 225H60ZM66 226V225H65ZM64 226V227H65ZM100 226V225H99ZM98 226V227H99ZM104 226H102V227H104ZM106 226H109L108 225V223L106 224ZM106 226L104 227V228H102L101 230H103V229H105L106 230ZM127 226V225H126ZM126 226L124 227L126 230H127V228H128V230L126 231V233H128V231H131V229L129 230V227H127L126 228ZM139 226V225H138ZM141 226H143L144 227V225H140L139 227L141 228ZM166 226V225H165ZM45 227H43V228H45ZM50 227H49V229H50ZM59 227V226H58ZM80 227V226H79ZM81 227H83L82 225H81ZM93 227V226H92ZM96 226H94V228H95ZM135 227H137V226H135ZM151 227H152V225H151ZM158 227H160V226H157V227H155L154 228V231L153 232H150L149 233V235H147V237H144V240L146 241V240H148L149 241V238L151 237V236H153V234H156L157 236H158V234L160 233L159 232V229L160 228H158ZM41 228V227H40ZM42 228V229H43ZM51 228H53V227H51ZM100 228V227H99ZM107 228H109V227H107ZM117 228V227H116ZM148 229H149V226L147 227ZM153 228V227H152ZM228 228V227H227ZM226 228V229H227ZM58 229V228H57ZM65 229V228H64ZM63 229V230H64ZM93 229V228H92ZM98 229V228H97ZM110 229H111V227H110ZM115 229V228H114ZM119 229V228H118ZM134 229V228H133ZM162 229V228H161ZM225 229V230H226ZM231 229V228H230ZM46 230H48V229H46ZM46 230H43L42 231V235L44 234V232L46 231ZM77 230V229H76ZM79 230H81V229H79ZM83 230V229H82ZM81 230V231H82ZM85 230V229H84ZM83 230V231H84ZM108 231H109V229H107ZM112 230V229H111ZM140 230V229H139ZM142 230V229H141ZM140 230V231H141ZM169 230H171V229H169ZM168 230V231H169ZM31 231V230H30ZM39 230H37V232H38ZM50 231V230H49ZM66 231V230H65ZM80 231V232H81ZM83 231L81 232V233H83ZM94 232L96 231L97 233H99V234H102L103 235V232L101 231V232H98V230H93ZM125 231V230H124ZM134 231V230H133ZM132 231V232H133ZM137 231V230H136ZM140 231H138L139 233H140ZM144 231V230H143ZM145 231H147V230H145ZM149 231V230H148ZM162 231V230H161ZM229 232H230V230H228ZM228 231H225V232H228ZM9 232V231H8ZM52 232V231H51ZM50 232V233H51ZM60 232V231H59ZM58 231H57V233H59ZM105 232V231H104ZM228 232V233H229ZM41 232H39V235L40 236H42L41 234H40ZM47 233H49V232H47ZM47 233H46V236H47ZM49 233V234H50ZM61 233V232H60ZM76 234H77V232H75ZM96 233V234H97ZM109 234L111 233V232H108ZM123 233V232H122ZM125 233V234H126ZM130 233V232H129ZM129 233H128V235H126V237L127 236H129ZM134 233V232H133ZM142 233V232H141ZM140 233V234H141ZM34 234V233H33ZM54 234V233H53ZM53 234H50V237L52 236H54ZM62 234H64L63 232H62ZM107 234V233H106ZM131 234V233H130ZM144 234V233H143ZM147 234V233H146ZM167 234H168V232L166 231L165 232V234H163L162 235V237L160 238V241H163L165 238H166V236H167ZM170 234V233H169ZM227 234V233H226ZM4 235V234H3ZM59 235H61V234H59ZM81 235V234H80ZM83 235V234H82ZM86 235V234H85ZM100 235V236H98V237H102L103 238V236H105V235ZM116 235V234H115ZM122 236L124 235V234H121ZM120 234L118 235V233H117V237H119V236H121ZM142 235V234H141ZM222 235V234H221ZM1 236V235H0ZM5 236V235H4ZM4 236H2L3 238H4ZM49 236V235H48ZM62 236H64V235H62ZM62 236H58V237H62ZM74 236V235H73ZM76 236V235H75ZM112 236V235H111ZM125 236V235H124ZM139 236V235H138ZM144 236V235H143ZM155 236V235H154ZM169 236V235H168ZM1 237V238H2ZM37 237V236H36ZM49 237V238H50ZM65 237V236H64ZM94 237V236H93ZM93 237H90V239L92 240V238ZM106 237V236H105ZM113 237H115V236H113ZM125 237V238H126ZM131 237H133V236H131ZM156 237V236H155ZM160 237V236H159ZM63 238V237H62ZM79 238H81V237H79ZM86 238V237H85ZM101 238V240H103ZM107 238V237H106ZM121 238V237H120ZM125 238H123L122 237V239H124L125 240ZM134 238H136V237H134ZM41 239H43V238H41ZM44 239L45 240H47L48 238H45V236H44ZM58 239H60V238H58ZM65 240L67 239V238H64ZM77 239V238H76ZM98 239V238H97ZM111 239H112V237H111ZM110 239V240H111ZM122 239H119V242H120V240H122ZM151 239H152V237H151ZM170 239V238H169ZM49 240V239H48ZM62 240V239H61ZM64 240V241H65ZM94 241L96 240V239H93ZM105 240V239H104ZM103 240V241H104ZM114 241H116L115 239H113ZM113 240H112V242L111 243H113ZM127 240H130L128 237H127ZM135 240H137V239H135ZM143 240V241H144ZM222 240L223 241H226L225 240V238L223 239V237H222ZM52 241V240H51ZM86 241H89V240H86ZM99 241V240H98ZM223 241H222V243H223ZM35 242V241H34ZM44 242V241H43ZM69 242V241H68ZM77 242V241H76ZM85 242V241H84ZM97 242V241H96ZM119 242H117L116 241V243L114 242V244H116L117 245V243H119ZM131 242V241H130ZM136 242V241H135ZM154 242V241H153ZM171 242V241H170ZM36 243V242H35ZM80 243V242H79ZM90 245H92V243L91 242H88ZM101 243V242H100ZM110 243V242H109ZM108 243V244H109ZM123 243V242H122ZM138 243V242H137ZM141 243H143L142 241H141ZM140 243V244H141ZM43 244V243H42ZM56 244V243H55ZM71 244V243H70ZM83 244V243H82ZM87 244V243H86ZM85 244V245H86ZM105 244H107L106 243V241H105V243H104V245ZM114 244H112V245H114ZM121 244V243H120ZM124 244V243H123ZM123 244H121V245H123ZM128 244V243H127ZM127 244H125V245H127ZM134 245H135V243H133ZM80 245H81V243H80ZM84 245V244H83ZM94 246L96 245L95 243L93 244ZM111 245V247H113ZM116 245H114V246H116ZM129 245V244H128ZM132 245V244H131ZM141 245H143V244H141ZM141 245H140V247H141ZM41 246V245H40ZM44 246V245H43ZM79 246V245H78ZM94 246H93V248H94ZM100 246V245H99ZM98 246V244H97V247H99ZM101 246H102V244H101ZM101 246H100V248H101ZM106 246V245H105ZM107 246H109V245H107ZM147 246V245H146ZM81 247H83V246H81ZM80 247V248H81ZM87 247V246H86ZM88 247H89V245H88ZM96 247V248H97ZM110 247V246H109ZM109 247H108V250H109ZM110 247V248H111ZM125 247V246H124ZM131 247V246H130ZM129 247V248H130ZM136 247V246H135ZM144 247H145V245H144ZM76 248V247H75ZM91 248V247H90ZM90 248H88L89 250H90ZM114 248V247H113ZM139 248V247H138ZM145 248H147V247H145ZM145 248H144V250H145ZM51 249V248H50ZM60 249V248H59ZM103 249H105L104 248V246H103ZM127 249V248H126ZM134 249V248H133ZM132 249V250H133ZM77 250H79V249H77ZM85 249H83V250H81L82 252L84 251ZM100 251L101 252V250L100 249H97V251ZM105 250H107V249H105ZM110 250H112V249H110ZM130 250V249H129ZM140 250V249H139ZM91 251H92V248H91ZM98 251V252H99ZM115 251V250H114ZM136 251V250H135ZM158 251H160V250H158ZM90 252V251H89ZM96 252V251H95ZM98 252H96V253H98ZM103 252H104V250H103ZM107 252V251H106ZM109 252V251H108ZM108 252H107V254H108ZM137 252V251H136ZM143 252V251H142ZM163 252V251H162ZM80 253V252H79ZM92 253V252H91ZM113 253V252H112ZM145 253V252H144ZM60 254V253H59ZM109 254H111V252L109 253ZM142 254V253H141ZM140 254V255H141ZM160 254V253H159ZM20 255V254H19ZM82 254H80V256H81ZM84 255H86L85 253H84ZM90 255L91 254H89L88 256H89V260L88 261H90L91 260V258H92V255H91V258H90ZM94 256V255H93ZM95 256H97V255H95ZM111 256H113V255H111ZM136 256V255H135ZM145 255H141V257L143 258ZM82 257V256H81ZM99 257V255L97 256V258ZM107 257H109V256H107ZM140 256H139V258H141ZM148 257V256H147ZM147 257H146V259H147ZM80 258V257H79ZM84 259H87V257L85 258V257H83ZM106 258V257H105ZM115 258V257H114ZM134 258V257H133ZM145 258V257H144ZM143 258V259H144ZM158 258H159V255H158ZM81 259L82 258H80L79 260L81 261ZM96 259V258H95ZM102 259V258H101ZM116 259H117V257H116ZM150 259V258H149ZM94 260V259H93ZM98 260V259H97ZM103 260V259H102ZM134 260V259H133ZM145 260V259H144ZM76 261V260H75ZM84 261V260H83ZM87 261V260H86ZM92 261V260H91ZM116 261V260H115ZM138 261V260H137ZM152 261V260H151ZM155 261V260H154ZM153 261V262H154ZM167 262H169V259L168 260H166ZM171 261V260H170ZM93 262V261H92ZM95 262V261H94ZM117 262V261H116ZM144 262V261H143ZM146 262V261H145ZM148 262V261H147ZM146 262V263H147ZM155 262H157V261H155ZM159 262V261H158ZM80 263H82L83 264V262H80ZM91 263V262H90ZM98 263V262H97ZM138 263H139V261H138ZM151 263V262H150ZM166 263V262H165ZM113 264V263H112ZM166 264H168V263H166ZM169 264H171V263H169Z\"/></svg>", "mask_w": 264, "mask_h": 264}]
</instances>
